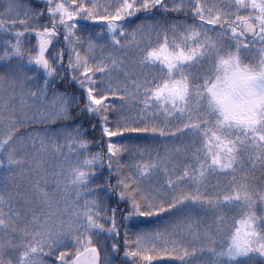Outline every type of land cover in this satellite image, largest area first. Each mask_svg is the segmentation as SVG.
Here are the masks:
<instances>
[{
  "label": "snow or ice",
  "instance_id": "obj_1",
  "mask_svg": "<svg viewBox=\"0 0 264 264\" xmlns=\"http://www.w3.org/2000/svg\"><path fill=\"white\" fill-rule=\"evenodd\" d=\"M45 3L46 10L22 0L0 5V264H116L118 213L128 222L124 261L264 264V0ZM45 11L51 26L30 27ZM155 11L185 19L162 16L128 31L138 13ZM25 32L38 42L27 53ZM9 34L14 41L3 39ZM61 34L66 69L63 50L50 49ZM97 48L110 51L96 59ZM60 69L85 93L80 112L97 118L106 150L84 154L92 141L79 124L31 128L73 120L79 101L57 91L56 77L66 79ZM50 90L54 111L38 118L33 105ZM109 96L121 103L109 105ZM126 135L188 143L162 157L146 145L113 142ZM125 152L132 163L120 162ZM161 172L163 181L152 183ZM221 174L223 186L208 183ZM113 195L115 206L107 203ZM153 217L163 223L143 226ZM102 234L112 238L104 261L94 240Z\"/></svg>",
  "mask_w": 264,
  "mask_h": 264
},
{
  "label": "trees",
  "instance_id": "obj_2",
  "mask_svg": "<svg viewBox=\"0 0 264 264\" xmlns=\"http://www.w3.org/2000/svg\"><path fill=\"white\" fill-rule=\"evenodd\" d=\"M3 0H0V5H2ZM22 3H24L25 5L29 6L32 9H45L47 8V5L45 3V0H22ZM0 11H2V7H0ZM162 16H165L167 18V20L172 21V20H184L185 19V15L184 13L178 15L176 13H167L164 14L160 11H155L154 15L153 14H148L147 16L144 13H138L137 14V18L134 20V22L131 25H127V29L128 31H131V29L133 27H135L136 23H139L140 21H149V20H155V19H159ZM188 21H191V14H189L187 16ZM47 23L49 26H51V21H50V17L48 16L47 12L45 11L44 16L41 18L40 21H31L30 23V27H39L43 24ZM19 30L23 31L22 28H20ZM58 31L62 30L58 29ZM96 31H99V28L96 29ZM79 35V33H77ZM85 35H87V33H85ZM6 37V36H5ZM11 37V36H10ZM153 39H155L154 33H153ZM21 41H22V46L25 50V52L27 53L32 47L37 45V38L35 36V33H31V32H25L24 35L21 37ZM102 42V41H101ZM51 51H52V55H56L60 50H63L64 52V66L65 69L67 68V60H68V46L67 44L64 42L63 40V34L57 36V37H53V44L51 45ZM108 51H110V49H106L103 53L101 52V50L99 48H97L95 50V52L93 53V55L96 57V59H102L103 56H106L108 54ZM119 54V53H116ZM62 76H66V79H61L60 76L56 77L55 83L57 85V91L60 93H67L69 96H75L76 99L79 101V106H77L75 103L72 105V110L74 113V117L73 120H69V121H61V120H57L54 123L51 121V119H49L48 122L46 123H39L37 124H33L31 125V128H35L38 130H43V129H49V130H58L61 127L68 125L69 127H74L75 124H79L82 128V130L84 131L86 138L89 139L90 141H92V143L89 145L88 148V153H84V154H90V153H96L98 151H102V150H106L104 143H101V139H102V133H101V129L99 127V122L97 120V118L93 115L88 114L87 112H80V109H82L84 107V105L87 103L86 100V95L83 92L82 89H80V87L71 80V72H65L64 69H60L59 70ZM98 79V77H97ZM53 98V99H52ZM52 99V100H51ZM55 99V96L53 94V92L50 90L48 92L47 97L44 100H37L35 102V104L33 105V109H40V111L43 112H47V113H51L54 111V108L52 107V110L50 109V106H52L53 104H51ZM50 100L52 102H50ZM109 105H111L112 103H116V104H120L121 101L119 100L118 97H112L109 96L108 97V101ZM29 103H32L31 101H29ZM32 112H30L29 114H31ZM132 115L135 114V112L133 111L132 113H130ZM115 114L114 113H110L109 114V119L111 120L113 118ZM93 125H96L95 128H93ZM25 131V130H22ZM107 137H103V141H107ZM113 142H118V143H129V144H140L142 146L146 145L149 149L152 150L153 155H155L156 152H159L160 155L163 157L168 148L173 147L174 145L177 144H181V143H188V138L184 137V138H176V139H169V138H163V137H144V136H140V137H128L127 135L124 136L123 138H112ZM82 154V155H84ZM175 162L178 166H182L186 161L183 155L179 156V157H174ZM133 157L131 155V153L129 152H125L122 154V159H121V163L122 164H129L132 163ZM169 167L171 168L172 165L169 164ZM259 175V173H257ZM104 175L107 176L108 173L107 171L104 172ZM164 179V175L161 172L156 178L153 179L152 183H159L162 182ZM217 180L220 181L221 186H223L226 181L227 178L224 175H211L208 178V183L209 184H216ZM159 181V182H158ZM112 183H115V179H113L111 181ZM81 201L83 202V197L81 198ZM108 204L115 206L116 203V196L113 195L111 197L110 200L107 201ZM119 207L121 209L126 210V207L123 203H121L119 205ZM117 219H118V224H119V230H120V237L118 238L119 243L121 244V252L119 253V256L116 257V264H136V262L133 261H124L121 259V257L123 256V232H124V225L126 223H128L127 221H123L122 220V214L118 213L117 214ZM144 219V218H141ZM157 223H163V219L161 221H157L156 218H148L147 222L145 225V227H153L155 226ZM133 235L130 232L129 233V239H133ZM94 240L98 241V247L101 249V260L104 261L105 257L109 255V252L105 251V248L108 247L110 248V245L112 243V238L111 237H107L105 235H100L99 237H94ZM50 259H54V258H50ZM152 264H172V259L169 257H158L157 260H154L152 262Z\"/></svg>",
  "mask_w": 264,
  "mask_h": 264
},
{
  "label": "rangeland",
  "instance_id": "obj_3",
  "mask_svg": "<svg viewBox=\"0 0 264 264\" xmlns=\"http://www.w3.org/2000/svg\"><path fill=\"white\" fill-rule=\"evenodd\" d=\"M176 14H178V15H180V14H182V13H176ZM190 14V13H189ZM19 27V26H18ZM13 31H15V30H13ZM11 36V37H10ZM3 39H12L13 41H14V39H15V37H14V35H12V34H9L8 36H6V37H3ZM53 99V98H52ZM51 99V100H52ZM50 100V102H52ZM51 104H53V102L51 103ZM52 107H53V105L52 106H50V109L52 110ZM35 111H36V113H37V115H38V118H39V113L40 112H43V111H40V109H34ZM33 113H31V114H29V115H32ZM37 125L39 124V123H36ZM61 143H63V139H61V141H60ZM64 152H65V154H67L68 153V149H67V147H65V149H64ZM75 159V157L74 156H69V160H74ZM64 160V156H62V155H60V156H57V157H55V158H53L51 161H50V163L53 165V166H55V164L56 163H59V162H61V161H63ZM159 182V181H158ZM81 203H82V201H81ZM63 250V249H62ZM170 258V257H169ZM172 259V258H171Z\"/></svg>",
  "mask_w": 264,
  "mask_h": 264
},
{
  "label": "water",
  "instance_id": "obj_4",
  "mask_svg": "<svg viewBox=\"0 0 264 264\" xmlns=\"http://www.w3.org/2000/svg\"><path fill=\"white\" fill-rule=\"evenodd\" d=\"M50 47H51V45H50Z\"/></svg>",
  "mask_w": 264,
  "mask_h": 264
}]
</instances>
